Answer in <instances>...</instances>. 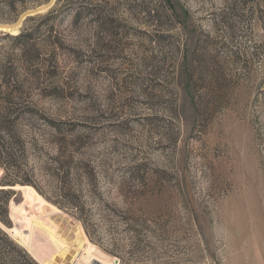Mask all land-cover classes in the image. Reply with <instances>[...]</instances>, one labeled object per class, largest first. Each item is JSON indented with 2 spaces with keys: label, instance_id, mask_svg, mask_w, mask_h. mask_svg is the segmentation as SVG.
Instances as JSON below:
<instances>
[{
  "label": "rangeland",
  "instance_id": "374dc122",
  "mask_svg": "<svg viewBox=\"0 0 264 264\" xmlns=\"http://www.w3.org/2000/svg\"><path fill=\"white\" fill-rule=\"evenodd\" d=\"M169 2L48 0L0 24L58 10L60 48L16 79L76 123L108 192L85 231L13 187L1 228L38 264H264V0Z\"/></svg>",
  "mask_w": 264,
  "mask_h": 264
},
{
  "label": "trees",
  "instance_id": "16d2710c",
  "mask_svg": "<svg viewBox=\"0 0 264 264\" xmlns=\"http://www.w3.org/2000/svg\"><path fill=\"white\" fill-rule=\"evenodd\" d=\"M47 2L0 0V24L16 23L30 8ZM166 3L172 9L169 0ZM57 15L54 8L27 17L15 36L0 32V264H38L1 228L12 227L8 206L15 193L7 187L32 188L58 209L71 213L85 231V202L105 204L103 198L108 194L99 187L100 173L76 123L48 114L42 105L44 96L33 99L16 79L19 63L27 69L41 65L46 48H60L50 26ZM45 27L48 30L43 33ZM41 84L45 83H37L34 89L41 92ZM103 177L119 195L126 197L129 193L128 177L122 176L117 182L111 175ZM137 185L141 190L146 187L142 182ZM134 198L140 200L141 194L134 193ZM125 206V211L131 212V205Z\"/></svg>",
  "mask_w": 264,
  "mask_h": 264
},
{
  "label": "water",
  "instance_id": "95a60500",
  "mask_svg": "<svg viewBox=\"0 0 264 264\" xmlns=\"http://www.w3.org/2000/svg\"><path fill=\"white\" fill-rule=\"evenodd\" d=\"M44 5H46V4H44ZM34 9L37 10V11H39L40 9H42V7L39 6V7H36V8H34ZM32 12H33V11H32ZM35 12H36V11H35ZM24 15H26V14H24ZM22 16H23V15H22ZM22 16H21V17H22ZM21 17L19 18V20L22 21L24 18L21 19ZM19 20H18V22H19ZM21 21H20V23H21ZM18 22H17V24H18ZM17 24H16V25H17ZM14 26H15V23H14ZM18 26H19V25H18ZM0 27H1L0 30L3 31V32H8V33H11V32H18V30H17L18 28L15 29V30H13V31L9 30L11 27H13V26H10V25H9V26H3V25H0ZM22 187H24V186H22ZM22 187H19V188H17V189L12 187V188H10V190H13V191L19 192L20 195H21V198L23 199L22 193H21V191L19 190V189L22 188ZM9 208H10V207H9ZM9 219L12 220V219H11V213H9ZM34 260H35V259H34ZM113 263H114V264H117L118 261H117V260H114ZM95 264H98V263L95 262Z\"/></svg>",
  "mask_w": 264,
  "mask_h": 264
},
{
  "label": "bare ground",
  "instance_id": "6f19581e",
  "mask_svg": "<svg viewBox=\"0 0 264 264\" xmlns=\"http://www.w3.org/2000/svg\"><path fill=\"white\" fill-rule=\"evenodd\" d=\"M16 188V187H15ZM20 190V189H19ZM95 264V263H94Z\"/></svg>",
  "mask_w": 264,
  "mask_h": 264
}]
</instances>
